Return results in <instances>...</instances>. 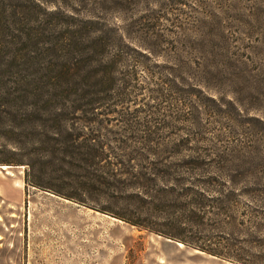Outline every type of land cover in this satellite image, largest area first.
<instances>
[{"label":"rangeland","instance_id":"obj_1","mask_svg":"<svg viewBox=\"0 0 264 264\" xmlns=\"http://www.w3.org/2000/svg\"><path fill=\"white\" fill-rule=\"evenodd\" d=\"M46 1L119 25L145 54L119 66L102 107L115 176L45 166L74 200L0 161V264H264V0ZM1 145L0 159L17 157ZM164 186L172 209L205 210L182 219L186 243L111 214L143 210L129 194Z\"/></svg>","mask_w":264,"mask_h":264},{"label":"trees","instance_id":"obj_2","mask_svg":"<svg viewBox=\"0 0 264 264\" xmlns=\"http://www.w3.org/2000/svg\"><path fill=\"white\" fill-rule=\"evenodd\" d=\"M138 53L145 54L124 38L119 25L46 0H0V139L17 155L0 161L24 164L25 185L74 200L81 199L45 179V166L92 169L90 173L100 169L101 181L115 176L112 166L121 162L105 151L102 107L116 89L114 73ZM129 195L147 207L111 211L113 216L184 243L182 219L205 213L199 207L172 209L166 186ZM151 205L159 211L154 213ZM151 218L161 219V227L149 225ZM193 246L229 257L218 245Z\"/></svg>","mask_w":264,"mask_h":264},{"label":"bare ground","instance_id":"obj_3","mask_svg":"<svg viewBox=\"0 0 264 264\" xmlns=\"http://www.w3.org/2000/svg\"><path fill=\"white\" fill-rule=\"evenodd\" d=\"M2 168H5V167H2Z\"/></svg>","mask_w":264,"mask_h":264}]
</instances>
